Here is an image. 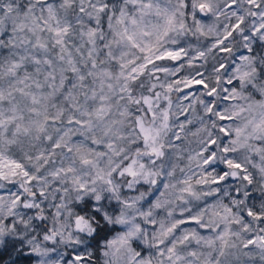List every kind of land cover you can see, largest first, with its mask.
<instances>
[{"label":"snow or ice","instance_id":"1","mask_svg":"<svg viewBox=\"0 0 264 264\" xmlns=\"http://www.w3.org/2000/svg\"><path fill=\"white\" fill-rule=\"evenodd\" d=\"M256 191L264 0H0V257L264 264Z\"/></svg>","mask_w":264,"mask_h":264},{"label":"rangeland","instance_id":"2","mask_svg":"<svg viewBox=\"0 0 264 264\" xmlns=\"http://www.w3.org/2000/svg\"><path fill=\"white\" fill-rule=\"evenodd\" d=\"M201 71H204V69H201ZM200 90H201V86L193 85L191 87V89H185L184 91L185 92L191 91V93H193L194 95H198ZM181 119H183V117H181ZM219 167L223 168V165H220ZM113 203H115V202H113ZM116 230H119V226H116ZM60 250L64 253L66 261H70L75 254L73 249H71L70 247L65 248V247L61 246ZM24 257H26L27 259L17 260V264H35L34 259L28 258L29 257V250L27 249V247H25ZM12 258H13L12 260L16 259L15 254L12 255ZM97 259H98V254L93 255L89 264H97ZM12 260H10L9 262H6V264H11Z\"/></svg>","mask_w":264,"mask_h":264},{"label":"trees","instance_id":"3","mask_svg":"<svg viewBox=\"0 0 264 264\" xmlns=\"http://www.w3.org/2000/svg\"><path fill=\"white\" fill-rule=\"evenodd\" d=\"M244 50H241V52H243ZM251 191V190H250ZM252 198L254 200L257 201V203L259 202L260 199H264V197H262V195L256 191L252 193ZM12 256L10 257L6 252L3 254L2 257H0V264H6V262H9L10 260H12Z\"/></svg>","mask_w":264,"mask_h":264},{"label":"clouds","instance_id":"4","mask_svg":"<svg viewBox=\"0 0 264 264\" xmlns=\"http://www.w3.org/2000/svg\"><path fill=\"white\" fill-rule=\"evenodd\" d=\"M259 192V191H258ZM261 195H262V193L261 192H259ZM114 202V201H113ZM117 226H119V225H117ZM112 227V225L110 224L109 225V228H111ZM120 227V226H119ZM103 244V241H101V245ZM102 261H103V257L101 256V258H100V262H99V264H102ZM35 264H39V262L38 261H35Z\"/></svg>","mask_w":264,"mask_h":264}]
</instances>
